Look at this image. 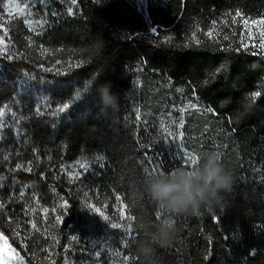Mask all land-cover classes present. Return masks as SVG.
Returning <instances> with one entry per match:
<instances>
[{
	"label": "trees",
	"instance_id": "trees-1",
	"mask_svg": "<svg viewBox=\"0 0 264 264\" xmlns=\"http://www.w3.org/2000/svg\"><path fill=\"white\" fill-rule=\"evenodd\" d=\"M12 1L28 13L0 0V234L25 264H264V54L238 38L264 0ZM209 152L233 176L223 207L145 194Z\"/></svg>",
	"mask_w": 264,
	"mask_h": 264
},
{
	"label": "clouds",
	"instance_id": "clouds-1",
	"mask_svg": "<svg viewBox=\"0 0 264 264\" xmlns=\"http://www.w3.org/2000/svg\"><path fill=\"white\" fill-rule=\"evenodd\" d=\"M99 88L101 111L106 112L109 108L115 111L118 95L111 92L110 82H105ZM194 165L196 166L176 167L168 172L158 170L145 176V194L159 207L176 215L199 211L202 206L209 210L213 205L223 207L222 194L232 190L231 172L214 152L198 157ZM171 214L159 218L156 241L161 246L170 245L175 238L177 227Z\"/></svg>",
	"mask_w": 264,
	"mask_h": 264
},
{
	"label": "rangeland",
	"instance_id": "rangeland-1",
	"mask_svg": "<svg viewBox=\"0 0 264 264\" xmlns=\"http://www.w3.org/2000/svg\"><path fill=\"white\" fill-rule=\"evenodd\" d=\"M5 6L10 13L19 15L27 14L23 8L17 6L12 0H4ZM139 8L147 3V0H134ZM30 16V15H29ZM240 34L238 36L241 46L251 48L254 51L264 54V19H242ZM3 42L0 37V50ZM0 264H25L20 256L10 247L7 239L0 234Z\"/></svg>",
	"mask_w": 264,
	"mask_h": 264
},
{
	"label": "snow or ice",
	"instance_id": "snow-or-ice-1",
	"mask_svg": "<svg viewBox=\"0 0 264 264\" xmlns=\"http://www.w3.org/2000/svg\"><path fill=\"white\" fill-rule=\"evenodd\" d=\"M73 2H75V0H73ZM152 6H153V4H152V0H147V3H146V4H142V5H141L142 8H143V7L151 8ZM153 31H155V29H153ZM9 58H10V57H9ZM254 95H255V96H259L260 93L257 92V93H255ZM68 108H69V104H64V105L59 109V111L63 112L64 110H66V109H68ZM197 158H198V157H197L195 154H191V153H189V154H188V160L186 161V163H188V164H195ZM18 167H20V166L18 165ZM153 171H155V170H153ZM97 211H98V210H97ZM33 226H35V225H33ZM121 227H123V225H121V224H112V228H114V229H119V228H121ZM117 254H118V253H117ZM21 259H23V258H21Z\"/></svg>",
	"mask_w": 264,
	"mask_h": 264
}]
</instances>
